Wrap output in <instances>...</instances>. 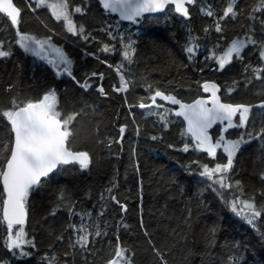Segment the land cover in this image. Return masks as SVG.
<instances>
[{"label": "trees", "instance_id": "1", "mask_svg": "<svg viewBox=\"0 0 264 264\" xmlns=\"http://www.w3.org/2000/svg\"><path fill=\"white\" fill-rule=\"evenodd\" d=\"M15 2L22 9L20 29L33 32L37 36L51 35L52 43L62 47L73 59V75L77 79L82 81L83 75L93 70L103 72L104 80L96 78L93 83H102L108 97L100 96L95 87L91 91L79 88L66 74L57 76L50 64L24 53L18 45H12V55L0 58V101L10 100L17 93L18 98L34 97L37 93L42 94L47 88L54 87L58 93L57 110L65 115L73 111L79 113L71 126L73 135L70 144L74 150H84L90 154L89 168L80 169L75 165L55 170L42 185L30 192L25 230L29 238H35L36 248L28 249L33 253L32 256L22 259L11 256L3 247L6 228H0V259H6L10 264H47L41 258L45 252L51 255V251H55L59 264H63L65 260L72 264V257L63 255L67 249L70 231L64 232L62 242H56L52 250L48 249V245L55 240V235L49 233H59L63 225L68 223L66 210L61 209L55 217H45V211L51 208L58 191L63 188L76 201L77 212L91 211L92 218L95 219V210L100 207L101 193L115 176L118 185L116 195L121 202L127 204V209L125 213H120L118 206L113 205L103 217L109 221L108 235L96 240L95 249L98 250L97 257L100 259L92 257V264H103V260L108 258L106 245L110 240L113 246L115 244L117 235L115 221L118 220L122 221L118 235L122 245H126L133 253L132 264H161L160 258L152 251L153 246L164 254L167 264H224L234 244H239L237 254L244 256L245 264H264V242H261L257 231L243 217L233 213L208 187L209 181L199 175L198 166L193 165L190 169L184 167L189 161L200 160L206 163L218 161L207 157L206 153H196L192 150L185 153L179 150L185 142L180 135L184 127L180 117L172 116L169 128L163 129L162 125L157 123V117L146 116L145 110L137 106L140 97L149 95L144 87L148 83L172 92L183 101H191L197 95H205L196 83L204 79L218 83L222 89L220 95L227 102L255 104L258 99L264 98L258 95L264 92V80L255 78L246 89L241 87L231 95L226 92V85H230L231 80L238 78L242 71L243 66L239 62H232V67L226 65V71H214V67H217L215 61L204 60L210 47L218 43L226 46V43L219 41L220 34L215 31L214 19L200 9L211 5L222 15L226 0H195L194 4L188 5L190 11L188 18L176 13L171 6L165 14L167 18L161 15L159 23L149 24L145 21L138 30L134 27L132 38L137 41V52L134 62L130 65L125 62L124 69L126 76L134 77L133 87L127 92V100L129 104L134 105L132 111L141 127L139 136L136 135L135 125L131 123L132 117L128 115L129 109L124 104L125 94L113 91L112 85L118 86L115 72L106 64L100 63L107 59L108 63L115 65L116 61L121 59L118 51L110 53L98 51L101 43H112L106 32L101 29L114 25L117 17L112 13L105 15L97 0H68L70 7L90 4L87 15L73 14L77 25L84 22L92 35L97 37L95 41L90 39L86 42L79 36L67 33L63 21H56L46 7L33 12L27 8L25 0ZM254 2L255 0H237V6L244 7L246 4L251 6ZM33 7L35 8L34 4ZM245 17L246 13L237 20L226 17L225 21L221 22L226 40L233 35L242 34L240 24L246 26L248 23ZM120 23L122 28L128 27V23ZM206 25L211 28L207 34L203 32ZM255 26L259 37L258 21ZM5 27L8 28V32H0V37H4L7 44L6 36L13 34L14 30L11 29L6 16L0 14V29ZM189 30L193 36L199 38L200 44L193 61H189L183 51ZM115 47L119 49V38L115 42ZM85 52L96 53L100 60L98 61L95 56L85 55ZM248 52H252L251 47L244 52L245 63L249 60ZM257 59L258 51L251 56L253 62ZM205 64L208 67L205 68ZM201 68L204 69L203 72L200 71ZM13 82H15L13 90L5 92L8 84ZM157 103L173 107L161 100H157ZM251 119L255 122L256 128L264 124V115L259 108L252 110ZM6 123L0 119V131L4 129ZM119 123L127 124L128 129L122 145H113L110 151L107 141L109 138L119 137ZM252 126L250 123L249 127ZM218 128V125L215 126L210 130V134L215 136ZM150 135H161L162 139L154 142L149 139ZM237 135L238 131L232 132L229 138H235ZM188 140L190 142V136ZM169 143L176 145V148L169 149L167 147ZM133 146L136 147L140 162L139 176L129 167ZM218 154L222 155V150H218ZM234 166L233 176L242 181L244 198H248L257 188L264 187L259 179V172L264 170V148L261 147L259 140L250 141L242 146V150L235 158ZM225 198H231L227 192ZM257 203H260L259 198ZM189 208L191 216L185 222ZM141 218L148 236H145L144 230L140 227ZM71 222L79 224L80 216H73ZM213 222L219 225L216 243L202 256V253H205L202 230ZM125 224L127 228L123 226ZM257 228L264 231V220L257 224ZM76 264H82L79 255L76 257Z\"/></svg>", "mask_w": 264, "mask_h": 264}, {"label": "snow or ice", "instance_id": "2", "mask_svg": "<svg viewBox=\"0 0 264 264\" xmlns=\"http://www.w3.org/2000/svg\"><path fill=\"white\" fill-rule=\"evenodd\" d=\"M195 0H98V5L103 9L105 15L109 13L117 14V20L114 25H108L101 29L106 32L112 43H101L98 51L104 53L118 51L120 60L115 65L108 63L105 59L100 61L106 64L108 68L113 69L119 79V86L112 85L115 93H124V104L129 109L128 115L132 117L131 123L135 125L136 135L139 136L141 127L135 119V113L132 111L134 105L129 104L127 92L133 87L134 77L125 75L124 63L129 65L134 62L137 52V41L132 37L134 27L136 30L147 21L149 24L159 23V17L165 15L171 6L174 5V11L181 16L188 18L190 11L186 4H194ZM27 8L31 11L46 7L51 16L56 21H63L64 29L73 36H79L82 40L88 42L90 39L95 41L84 22L79 25L74 21L73 14L78 13L87 15L90 4H77L70 7L68 0H25ZM35 5V8L33 7ZM201 12L206 13L208 17L214 19V28L216 33L220 34L218 39L223 44H215L208 49V55L204 57L205 61H215L214 71L227 70L226 65L232 67V62H239L243 67L238 74V78L231 80L230 85H226L228 94H235L241 87L248 88L253 78L264 80V0H255L251 6L247 4L244 7L237 6V0H226L222 9V15L218 14L211 5L201 7ZM247 25L241 23L240 30L242 34L233 35L230 39L223 35L224 27L221 23L226 17L237 20L245 16ZM0 14L6 16L10 22V27L14 30L13 34L0 37V58H6L12 55V45H18L26 54L42 59L50 64L57 76L67 75L75 82L79 88L85 91H91L93 87L102 97H108L102 83L94 84L93 80L98 78L104 80V73L93 70L85 73L81 79L73 75L74 61L62 47L52 43L51 35L37 36L33 32L22 31L21 24L22 9L16 4L15 0H0ZM165 18L166 15H165ZM121 21L128 22L127 28H122ZM259 22V37L257 36L256 22ZM43 23V21H41ZM47 27V25H45ZM49 31H52L49 29ZM211 28L204 26L203 32L209 33ZM0 32L7 33L8 28L0 29ZM119 38V49L115 47V42ZM199 38L193 36L191 30L185 42L183 51L189 61H193L197 51L200 48ZM251 47L252 52H248L249 60L245 63L244 52ZM223 48L221 51L220 49ZM258 51V59L253 62L251 56ZM85 55L95 56L99 61L100 57L96 53L85 52ZM208 67L205 64V68ZM204 71L203 68L200 69ZM203 93L207 95H197L190 103L178 99L170 91L148 83L144 85L149 93L147 97H140L138 108L145 110L146 116L157 117V123L162 125L163 129H168L172 116L182 117L184 127L180 135L185 142L179 150L187 153L192 150L196 153H206L207 157L218 162L206 163L200 160L189 161L184 165L186 169L193 165L199 167V175L209 181L208 187L215 192L227 207L237 216L243 219L257 231L261 242H264V231L257 228V224L264 220V187L257 188L248 198H244L243 183L235 179L234 161L236 156L242 150L246 143L259 140L261 147L264 148V124L259 128L255 127V122L251 119V113L254 108H259L264 115V98L258 99L256 104L249 102H226L219 94L221 86L213 80L204 79L196 81ZM15 87V82L8 84L5 92H11ZM13 95L10 100L0 101V119L6 121L4 129L0 131V228H6V235L3 236V247L13 257L27 258L32 256L28 249H35V238H29L25 230L26 219L29 212V194L42 185L49 174L54 170H60L65 166L78 165L80 169H87L90 166V154L88 151H76L70 144L73 135L72 124L78 116V112H69L65 115L58 111V93L57 90L47 88L42 94L37 93L34 97L18 98ZM264 97V92L258 93ZM157 98L161 101L169 102L173 107H165L164 104L157 103ZM147 101V103L145 102ZM118 122V121H117ZM252 123V127L249 124ZM218 124V133L215 136L209 133L213 125ZM128 125L119 123V137L109 138L107 143L111 151L113 145H122L123 137L126 134ZM239 132L235 138H229L230 133ZM190 136V142L188 137ZM247 138V139H245ZM149 139L157 141L162 139L161 135H150ZM169 149L176 148V145L169 143ZM222 150V155L218 154ZM139 158L137 157L136 147L131 150L130 168H133L139 176ZM127 174V171H126ZM261 184H264V170L259 172ZM116 177L110 181L109 186L104 189L100 196V207L95 210V219L92 218V212H77L75 208L76 201L72 199L71 194L61 188L58 191L56 200L51 208L45 211V217H55L63 209L68 214V223L63 225L59 233L50 232L55 235L53 243L48 245L52 250L56 242H62L64 232L70 231L67 249L63 252L65 257H72V264H76V257L79 255L82 264H92V257H97L98 250L95 249L97 239H103L108 235L109 221L103 219L109 208L113 205L118 206L120 213H125L127 204L121 202L116 195L118 185ZM176 183V181H173ZM235 189V191H233ZM203 191V190H201ZM225 192L231 198H225ZM183 193V188H181ZM259 198L260 203H257ZM73 216H80L79 224L72 223ZM191 209H188V216L185 222L190 219ZM87 217V219H85ZM103 220V224H101ZM122 221H115L117 235L113 246L111 240L106 245L108 258L103 260V264H132L133 253L126 246L122 245L118 232ZM127 228V225H123ZM140 227L144 230L145 236H148L144 229L143 219L141 218ZM219 231V225L213 222L206 225L202 230V236L205 241V253L211 245L216 243V234ZM151 244V240H149ZM239 244L232 245L224 264H245L244 256L238 255ZM152 251L160 258L161 264H167L164 254L155 246ZM47 264H59L58 256L55 251L51 255L45 252L41 258ZM0 264H10L6 259H0ZM63 264H68L65 260Z\"/></svg>", "mask_w": 264, "mask_h": 264}, {"label": "water", "instance_id": "3", "mask_svg": "<svg viewBox=\"0 0 264 264\" xmlns=\"http://www.w3.org/2000/svg\"><path fill=\"white\" fill-rule=\"evenodd\" d=\"M98 1V0H97ZM186 7L188 8V4H186ZM173 8H174V5H173ZM112 14H114V13H112ZM179 14V13H178ZM3 15V14H2ZM116 17H117V14H114ZM121 22H126V21H121ZM126 23H128V22H126ZM205 95H207L206 93H204ZM220 94V93H219ZM178 98V97H177ZM179 99V98H178ZM157 100H160V98H157ZM163 102H165V101H163ZM184 102H188V103H190L191 101H184ZM227 102V101H226ZM165 103H167V104H169V105H171L169 102H165ZM256 104V103H255ZM181 119H182V121H183V118L182 117H180ZM218 124H216V125H213V127L211 128V129H209V133H210V130H212L215 126H217ZM55 171V170H54ZM53 171V172H54Z\"/></svg>", "mask_w": 264, "mask_h": 264}, {"label": "built area", "instance_id": "4", "mask_svg": "<svg viewBox=\"0 0 264 264\" xmlns=\"http://www.w3.org/2000/svg\"><path fill=\"white\" fill-rule=\"evenodd\" d=\"M119 80V79H118Z\"/></svg>", "mask_w": 264, "mask_h": 264}]
</instances>
